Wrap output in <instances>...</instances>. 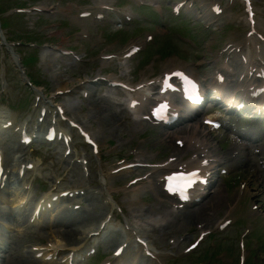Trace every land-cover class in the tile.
I'll return each instance as SVG.
<instances>
[{
  "label": "rangeland",
  "instance_id": "1",
  "mask_svg": "<svg viewBox=\"0 0 264 264\" xmlns=\"http://www.w3.org/2000/svg\"><path fill=\"white\" fill-rule=\"evenodd\" d=\"M45 1L46 0H32L33 4L35 5L45 3ZM14 4L16 3H14L13 0H0V11L5 10V8L9 6H13ZM77 11L78 10H76L75 13H77ZM36 19L37 17L35 16L32 18H28L21 15L10 19V27L12 32H10L9 34L11 35V37L17 40L22 39L24 41H48L58 47L60 45H66L75 49L79 57H82L83 53L80 49L81 42H77L79 36H77V33H75L74 31L75 25L77 23L75 20H61V18H59V20L63 21L62 24H58L57 19H54V21L56 22L47 24L44 19H40L39 21H36ZM165 27L167 28V25H165ZM177 33L178 28H175L174 31L168 33L169 35L162 33V36L158 38L160 40V44L163 45L166 42L164 46V50H166V52H172L176 50L184 56H187L196 64L198 62H201L200 55L206 53L207 48L208 51H212L213 48L211 47L213 46V44H216L217 42L219 43L222 40V36H220L219 34V38H217L216 33L212 34L211 36H208V34L207 36L210 37L209 39L207 38V36L206 39L205 36L203 39L199 37V47L195 49L189 47L187 43L183 44L177 38ZM168 37H170L171 39H169ZM19 46L20 48L26 49L28 51H37L28 45ZM41 51L42 48L40 47L39 52H37L38 55H40V58H38V60L34 63H28V67L32 77L37 79L39 82V86L48 93H53L57 89V87L63 89L73 88L74 86H76V84H78L80 80L79 78H85L86 73L95 75L99 66L101 65V63H103V60H101V56L98 57L97 62H94L91 59V61L86 63L85 65L83 63L78 64L79 61H77L75 58L73 59L72 57H57L56 54L43 57L41 55ZM87 53H90V56L94 55L92 51L89 50L87 51ZM8 59L10 58H5L6 61ZM203 60L206 61L204 57ZM4 67L6 68V74L9 73L8 78L10 79V81L8 80V87L6 89L7 93L5 96H7L10 100L12 107H14V109L15 107L17 108L15 109L17 110V112L13 111V118L18 119L21 122V120L25 119L26 117H33V115L34 117L37 116L38 112L35 113L34 110L35 105L32 93H30V90L27 89L24 86V83L20 80L19 76L16 73V68L13 67L10 62H8V64L4 63ZM103 68L104 73H110L113 75H115L116 73L118 74V72H116L117 70L115 69L114 63L108 64ZM202 70L206 71H202V74L208 75V65L205 68H202ZM106 89H108V86H106L104 83H101L96 87L93 86V90L89 93L87 98L83 97L81 92L82 89H76L75 92L73 91L72 93H69V95H63L57 98V102H61L62 100L67 101L69 114L74 118L79 119V121L82 120L84 124L88 128H90L93 133L96 134V138L100 143L102 161L101 163H96L95 156L90 153V149H88L87 146L83 147L81 145L83 142L80 141V138L78 136H76L77 133L73 131L75 139L74 143L76 144L73 151H77L79 154L81 153V149H83L85 152L87 151V153H89V155L91 156L89 157L88 155V157L90 158V171L88 176L84 175V172L80 165L75 164L72 168L69 163L65 164L63 162V160H70V158H65L62 154V149H64V147H62L63 143L58 144L62 149H59V152H57L56 154H54L56 150H42L36 153L44 159L46 156L48 157L44 166L48 167L47 169L49 171H46V173H44L45 175H49L53 180H56L57 177L60 176L67 181H63L62 189L69 188L74 184H77V186L82 185L89 189L86 197L85 195L83 197V199L85 200L84 207L87 208L86 212L81 213L80 216H76L75 214H73L72 218L70 217V219L68 218V216L64 218L63 215L67 212V208L64 207L65 204H61L58 208V210L60 211L58 213L52 212L48 217V222L50 221L51 224L49 225L48 223V226L46 228L44 227L46 226V222L42 223V225L44 224L43 226L38 225L41 224L38 223V226L36 228H39V230L37 232L31 230L32 228H28L25 236L26 238L18 239L20 237L15 236L12 243V246H14L13 250L15 252L10 256L13 258L10 261V264H40L39 261H36L27 251L28 244L30 242H37L38 240L48 239L49 237L55 236V233H52L53 230H55V232L59 236H63L62 232L63 234L65 233L63 231L65 228L69 230L70 227H74V225L78 223L81 224V222H83L80 228L88 226L90 224L93 225L100 223L104 214L108 210L112 209L110 205H107L105 203L107 201V198L102 195L104 191H102L103 186H101L100 182L101 169L106 175L107 183H110L111 186H115L117 188V190H115L112 195L123 208V214L118 216L120 219L123 217L129 219L130 221L139 220L145 222L146 220H148V218H146L148 216L155 217L163 216L165 215V213L168 214V216L165 217H167V219H170V221L167 220L162 222V224H164L165 222L166 224H149L147 228L148 232L146 235L150 237V239L153 241V245L158 250H165L176 247L173 249L174 255L162 256L160 261L167 264H189L190 262L198 260L200 258V254L205 253V250H209L211 252L209 255H212L213 253L216 255H223L224 251L229 250L231 252V255H228V259L231 258L234 261L232 262L230 259L228 260V262L230 264H235L237 261L236 257L238 258L240 252L238 241L241 238V234L245 230L247 231L249 229L250 231L246 238V247L248 253L250 254V260L254 258L256 259V254H258L259 256L261 254L264 255V175H260L255 179L254 177L249 175V171L258 169L261 170L262 174H264V167H262L264 164V144L257 145L260 146L258 148L260 149V152L254 153V149H251L249 151L251 161L246 167H242V169H244L245 171L238 173L235 178H231V181H233V185L229 190L228 186L223 187V189L221 190L216 189L217 192L214 193L213 196H210L207 200H205L202 205H200V208L204 209L202 211H199L198 209V212H204L205 210L204 213H206L208 209H214L211 210V212L215 214L213 222L210 223V220L205 221L207 223V226H214L220 217L223 218L226 216L225 213L227 212L229 205L232 204L233 201H235L234 199L237 198V195L243 193L241 191L240 185H242V183H245L246 185H248V193L242 194L238 202L239 204L237 207L239 209L237 211V214L239 218H235V221L238 220V222L235 223L234 221L227 229V233L219 234L218 232H216V234H213L211 236H205V241L201 242L193 252L189 254H183V248L194 241L195 237L197 236L196 234H198V232L200 231L197 226L203 223H199V221H203L205 217L194 216L192 218L190 214L193 212L188 213V216H185L184 214L181 215L182 210L179 212H173L172 206H170V201L168 199H166V202H163L164 197H161V199H157L156 196L150 194V191H147L145 193L143 191L142 193H138L136 196H134L131 192L133 190H130L134 186H127L126 181L135 176L137 173L141 174L143 171L136 172V169H131L132 171H113V169H116L118 166V164L116 163L119 159L118 157L130 155V151L134 147H138V145H141V148H144L145 145H147L149 152L153 150L155 156L158 155L157 160L162 161L165 159V157H163V154H165L164 149L169 151V153L173 152V144L163 143L161 141L162 139L160 137V133H156V135L154 136V139L156 140H154L152 136L146 137L145 141L140 140V138L146 136L144 135L146 132H151L153 130L148 127L146 123H144L143 127L136 128L132 121L124 120V115H126V112L120 113L118 111L119 107L114 105V102L112 100L110 101L108 97L103 96ZM18 116H20V118ZM224 154L229 156V150L225 149ZM55 164L57 167L55 166ZM111 171H113V173H111ZM91 182L93 186H97V189L90 187ZM44 186H47V184ZM33 188L35 190L34 195H36L39 191L38 184L36 183ZM99 190L101 191V194ZM218 193H220L221 195H217ZM91 195H93L91 198L96 199L94 205L96 206V210L94 208L92 210L90 209V207H88L89 202L87 196ZM81 200V198L74 199L72 200V203L81 202ZM257 201L259 202V204H257ZM254 205L258 206L257 210H253ZM187 210L185 209L184 211ZM255 212H258L259 214L255 215ZM197 215L199 214L197 213ZM259 215L260 217L257 218ZM63 222L67 224L64 225ZM114 223V230H119V228H121L120 224H122L120 220L116 219ZM145 224L147 225V223ZM50 226L54 227L51 232L49 231ZM59 230L62 232H60ZM64 236L68 240L71 238V236H68V234H64ZM81 236L82 235H80V237ZM119 236L120 235L116 236V238L112 236L110 239L106 240L105 248L109 246V249L107 251L101 249L99 252L100 254L96 258L99 259L101 254H105V252L110 253L117 244L121 243V238ZM182 236H184L183 240H180L179 244L177 245L179 238ZM72 237H74V235ZM170 238L175 240V243H171ZM257 238L261 240L260 244H257L258 240H255ZM133 254V250L129 249L127 251V254L124 257L120 258V261L127 262V260L125 259L131 258ZM220 258L224 259L223 256L220 257L219 255V257L215 256L213 260L217 261L216 264H220ZM139 263L154 264L152 261L147 262L144 259L142 262L139 259Z\"/></svg>",
  "mask_w": 264,
  "mask_h": 264
},
{
  "label": "bare ground",
  "instance_id": "2",
  "mask_svg": "<svg viewBox=\"0 0 264 264\" xmlns=\"http://www.w3.org/2000/svg\"><path fill=\"white\" fill-rule=\"evenodd\" d=\"M112 97H114V96L112 95ZM193 133H195V131H194ZM170 136H171L170 134L165 135L166 138H167V137H170ZM179 138H180V137L176 138V140H178ZM150 179H151V178H150ZM150 179H149V180H150ZM149 184H150L152 190L156 192V190H157V188H158V187H157V182H155V181H153V182L150 181ZM16 190H21V187L18 185V186L16 187ZM136 190H137L138 192H141V191H142V186H141V187H136V188L134 189V191L136 192ZM107 191H108L109 193H111V192L113 191V187H108V186H107ZM135 192H134V193H135ZM138 192H136L135 195H136ZM26 193H27V191H25V190H24V192H23L24 195H21V194L18 195V193H17L18 197H20V198H19V201H20V202H22V201H21L22 198H25V197L28 198V195H26ZM156 195H157V194H156ZM157 196H160V195H157ZM190 215H191L192 218H193L194 216H198L197 213H196L195 211H194L193 213H191ZM159 219H160V218H159ZM159 219H158V220H159ZM132 225H133V226H131V229H132V230H137V229H138V232H139V230H141V228H142V225H141V224H132ZM64 232H65V233H64L65 235L68 234V236H71V237L75 234L74 232H70V230H67V229L64 230ZM80 233H81V234H82V233H85V230L82 229V230L80 231ZM87 233H88V232H87ZM64 234H63V236H64ZM78 236H79V235H78ZM76 237H77V234L74 235V237L71 238V239H75ZM71 239H70V240H71ZM2 240H3V239H2V237H1V235H0V243H2Z\"/></svg>",
  "mask_w": 264,
  "mask_h": 264
}]
</instances>
